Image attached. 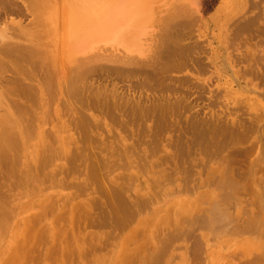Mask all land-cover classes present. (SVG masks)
Segmentation results:
<instances>
[{"label": "rangeland", "instance_id": "obj_1", "mask_svg": "<svg viewBox=\"0 0 264 264\" xmlns=\"http://www.w3.org/2000/svg\"><path fill=\"white\" fill-rule=\"evenodd\" d=\"M68 1L0 0V264H264V0H148L139 51L71 60Z\"/></svg>", "mask_w": 264, "mask_h": 264}, {"label": "bare ground", "instance_id": "obj_2", "mask_svg": "<svg viewBox=\"0 0 264 264\" xmlns=\"http://www.w3.org/2000/svg\"><path fill=\"white\" fill-rule=\"evenodd\" d=\"M27 1V0H24ZM49 0H30V5L31 8H35V10L38 12L42 11L40 10L41 7L45 4V2L48 3ZM55 1V0H54ZM58 1V0H57ZM60 1V0H59ZM66 1V0H65ZM151 1V0H150ZM187 1V0H186ZM185 1V2H186ZM192 2H195V0H190ZM224 1V0H222ZM22 2V1H21ZM69 2V1H68ZM24 3V2H23ZM22 3V4H23ZM27 3V2H26ZM60 3V2H59ZM25 4V3H24ZM29 4V1H28ZM57 4V3H56ZM65 9L62 11V19L61 23L65 24L64 26V36L66 40V44L68 45L65 53V48L64 50H61L59 48V51H63L64 54H66V57L68 60H71V58L75 56L77 57H83L84 54L91 53L92 50H94L97 46H109V47H116V48H121L125 52L132 53V52H137L140 49V38L141 36L145 33L146 25L149 19V4L148 0H119L118 2H113V0H71L69 3H65ZM47 5V4H46ZM185 5V4H183ZM24 6V5H23ZM25 6L24 8H26ZM32 8V9H33ZM39 8V9H38ZM44 8V6H43ZM46 8V7H45ZM58 8V6H57ZM62 8V7H59ZM50 10L46 11V15L49 18V21L57 22V13L56 7H50ZM31 11V10H30ZM33 11V10H32ZM43 12V11H42ZM60 12V11H59ZM34 13V12H33ZM42 14V13H41ZM59 14V13H58ZM38 16V15H37ZM9 17V16H8ZM12 17V16H10ZM33 17V16H32ZM35 18V17H34ZM59 18V17H58ZM44 20V19H42ZM14 21V20H13ZM32 21V20H31ZM40 21V20H39ZM45 21V20H44ZM243 22V21H242ZM37 23V22H36ZM51 23V22H50ZM166 23V22H165ZM60 24V23H59ZM57 25V24H56ZM54 25V26H56ZM31 26V25H30ZM60 26V25H59ZM0 27L1 26L0 24ZM7 27V26H6ZM48 27V26H47ZM50 27V26H49ZM46 28V27H45ZM55 28H58L55 27ZM54 28V31H55ZM61 28V27H59ZM57 30V29H56ZM59 30H57V34L60 33ZM27 31V30H26ZM7 32V30H6ZM40 33V32H39ZM248 33V32H247ZM30 34V33H29ZM51 34V32H50ZM56 34V36H57ZM2 36V34H1ZM61 37V34L59 35ZM29 37V36H28ZM59 37V39H60ZM2 38V37H0ZM48 38V37H45ZM50 38V37H49ZM48 38V40H49ZM3 39L4 36H3ZM52 39V37H51ZM58 39V38H57ZM62 39V37H61ZM6 40V39H5ZM3 41V40H2ZM28 41V40H27ZM41 41V40H40ZM44 41V40H43ZM54 41V40H53ZM58 41V40H57ZM9 42V41H8ZM46 42V41H45ZM61 42V40L59 41ZM3 44V43H2ZM43 44V43H42ZM4 45V44H3ZM57 45V42H56ZM59 45H61L59 43ZM57 48V47H56ZM101 48V47H100ZM47 50V49H46ZM50 50V49H49ZM97 50V49H96ZM104 50V49H103ZM51 51V50H50ZM57 51V50H56ZM48 52V51H47ZM58 52V51H57ZM60 53V52H59ZM99 53V52H98ZM62 55L65 57V55ZM73 54V55H72ZM49 55V54H48ZM100 55V54H99ZM86 56V55H85ZM96 56V55H95ZM93 55V58L95 57ZM105 56V55H103ZM111 56V54H110ZM109 56V58H110ZM46 57V56H45ZM60 57V55H59ZM65 57V59H66ZM89 57V55H88ZM87 57V58H88ZM98 57V56H96ZM115 57V56H114ZM57 58V57H56ZM55 58V59H56ZM86 59V57H84ZM92 60H96L93 59ZM103 58V57H102ZM100 58V61L101 59ZM107 58V59H109ZM1 59V58H0ZM3 59V58H2ZM47 59V58H46ZM54 59V58H53ZM60 58H57V63ZM81 59V58H80ZM83 59V58H82ZM88 63L90 62V60ZM106 59V57H105ZM104 59V60H105ZM133 58L130 61L131 63L133 62ZM61 60V59H60ZM64 60V59H63ZM99 60V59H98ZM116 60V59H115ZM114 60V61H115ZM130 60V57L129 59ZM46 61V60H45ZM74 61V60H73ZM79 61V60H78ZM82 61V60H81ZM106 61V60H105ZM109 61V60H108ZM94 62V61H92ZM89 63V64H92ZM129 62V63H130ZM135 62V61H134ZM56 63V62H55ZM58 63V64H59ZM62 63V62H61ZM77 63V62H76ZM80 63V62H79ZM110 63V62H109ZM82 65V63H81ZM87 65V64H86ZM94 65V64H93ZM130 65V64H129ZM74 66V65H73ZM88 66V65H87ZM57 67V65H56ZM85 71V65L82 66ZM82 69V68H81ZM71 70V69H70ZM82 71V70H81ZM80 72V71H79ZM22 79V78H21ZM83 81V80H82ZM31 84V83H30ZM170 84V83H169ZM79 85V84H78ZM81 86V85H80ZM84 87V86H82ZM159 88V87H158ZM1 94V92H0ZM117 94V93H116ZM42 96V95H41ZM121 97V96H120ZM183 97V96H181ZM172 99V98H171ZM140 101V100H139ZM174 101V100H173ZM179 101V100H178ZM208 101V100H207ZM22 102V101H21ZM66 102V101H65ZM23 103V102H22ZM123 103V102H122ZM176 103V102H175ZM128 104V103H127ZM183 104V103H182ZM188 104V103H187ZM37 105V104H36ZM8 106V105H7ZM130 106V105H129ZM188 106V105H187ZM38 107V106H37ZM143 107V106H142ZM190 107V106H189ZM193 107V106H192ZM5 108V107H4ZM138 108V107H137ZM33 109V108H31ZM188 109V108H187ZM134 110V109H133ZM141 110V109H140ZM34 112V110H32ZM178 111V110H177ZM36 112V111H35ZM1 113V112H0ZM152 113V112H151ZM154 113V112H153ZM175 113V112H174ZM244 113V112H243ZM150 114V113H149ZM177 114V113H176ZM36 115V114H35ZM151 115V114H150ZM152 116V115H151ZM194 117V116H193ZM151 118V117H150ZM204 119V118H203ZM178 120V119H177ZM216 120V119H215ZM194 121V120H192ZM83 122V121H82ZM17 123V122H15ZM201 124V123H200ZM191 125V124H190ZM189 125V126H190ZM207 126V125H206ZM233 128V127H232ZM238 130V129H237ZM225 132V131H224ZM227 132V131H226ZM229 132V131H228ZM39 135V134H38ZM186 138V137H185ZM20 140V139H19ZM45 142V141H44ZM24 145V144H23ZM25 147V146H24ZM55 147V146H54ZM26 148V147H25ZM34 148V146H33ZM28 149H30L28 147ZM128 151V150H127ZM28 152V151H27ZM42 153V151H40ZM51 153V152H49ZM80 153V152H79ZM15 154V153H14ZM30 156L31 153H27ZM100 155V154H99ZM21 156V153H20ZM50 157V156H49ZM120 157V156H119ZM21 158V157H20ZM28 158V156H27ZM48 158V157H47ZM72 158V157H71ZM129 158V157H128ZM127 158V159H128ZM30 159V158H29ZM55 159V158H54ZM104 159V158H103ZM145 159V158H144ZM67 160V159H66ZM105 160V159H104ZM103 160V162H104ZM126 162V160H125ZM140 162V161H139ZM200 162V161H199ZM32 163V162H31ZM49 165V164H48ZM89 165V164H88ZM98 165V164H97ZM100 165V164H99ZM114 165V164H113ZM117 165V164H116ZM119 165V164H118ZM112 166V165H110ZM16 167V166H15ZM92 167V166H91ZM120 167V166H119ZM145 167V166H144ZM18 168V167H16ZM105 169V168H104ZM30 171V170H29ZM39 171V170H38ZM32 172V171H31ZM40 173V172H39ZM106 176V175H105ZM28 177V176H27ZM54 177V176H53ZM124 177V175H123ZM127 177V176H126ZM30 178H32L30 176ZM47 178V177H46ZM28 180V179H27ZM25 181V180H24ZM131 181V180H130ZM11 182V181H10ZM23 182V180H22ZM30 182V181H29ZM9 183V182H8ZM27 183V182H26ZM31 183V182H30ZM94 183V182H93ZM29 184V183H28ZM19 186V185H18ZM26 186V184H25ZM30 186V185H29ZM82 186V185H81ZM118 187V186H117ZM257 187V186H256ZM255 187V188H256ZM30 188V187H29ZM28 188V189H29ZM32 188V187H31ZM17 189V188H16ZM26 189V192L27 190ZM89 189V188H88ZM180 191V190H179ZM31 192V191H30ZM7 194V193H6ZM28 194V193H27ZM25 196V194H24ZM238 196V195H237ZM22 197V196H21ZM253 197V196H252ZM26 199V198H25ZM236 200V199H235ZM239 201V200H237ZM236 201V202H237ZM3 202V201H2ZM262 202V201H261ZM264 202V201H263ZM60 203V202H59ZM220 204V203H219ZM106 205V204H105ZM212 205V204H211ZM259 205V204H258ZM264 205V204H263ZM57 206V205H56ZM194 206V205H193ZM225 206V205H224ZM227 206V205H226ZM260 206V205H259ZM258 206V207H259ZM228 207V206H227ZM226 207V208H227ZM224 208V207H223ZM261 208V207H259ZM264 208V207H262ZM261 208V210H262ZM107 210V209H106ZM220 210V209H219ZM227 210V209H226ZM260 211V210H259ZM261 212V211H260ZM259 212V213H260ZM222 213V212H221ZM215 214V215H213ZM213 216H207V222H212L214 221L215 218L219 217L216 216V213H213ZM225 214V213H224ZM262 215V214H260ZM137 216V215H136ZM233 216V215H232ZM229 217V216H228ZM263 217V216H261ZM261 217L260 219L261 221ZM220 218V217H219ZM224 218V216H223ZM129 219V218H128ZM232 219V218H231ZM257 219V220H258ZM217 220V219H216ZM215 220V224H216ZM254 220V219H253ZM203 221V220H202ZM224 221V220H223ZM236 221V220H235ZM2 222V221H1ZM229 222V221H227ZM233 222V221H232ZM256 222V221H255ZM259 222V220H258ZM262 222V221H261ZM213 223V224H214ZM226 223V222H225ZM243 223V222H242ZM208 224V223H207ZM218 224V222H217ZM227 224V223H226ZM247 224V223H246ZM4 225V224H3ZM206 225V224H205ZM228 225V224H227ZM230 225V224H229ZM232 226V225H231ZM245 226V224H244ZM250 226V225H249ZM252 226V225H251ZM261 226V225H260ZM2 227V225H1ZM7 227V226H6ZM209 227V226H208ZM262 227V226H261ZM4 228V227H2ZM8 228V227H7ZM6 228V229H7ZM223 228V227H221ZM243 228V227H242ZM17 229V228H16ZM208 229V228H207ZM214 229V228H213ZM236 229V228H235ZM260 229V227H259ZM264 229V228H263ZM234 230V229H233ZM247 230V229H246ZM166 231V230H165ZM219 231V230H218ZM234 232V231H233ZM264 232V230H263ZM4 233V232H2ZM218 233V232H217ZM239 233V232H238ZM140 234V233H139ZM251 234V233H250ZM3 238V234H1ZM29 235V234H28ZM243 235V234H241ZM257 235V234H255ZM254 235V236H255ZM47 237V236H46ZM2 240V239H1ZM90 240V239H89ZM95 244V243H94ZM60 246V245H59ZM129 246V245H128ZM146 246H144L145 248ZM148 247V246H147ZM264 248V247H263ZM94 250V249H93ZM145 252V250H144ZM261 252V251H260ZM263 252V251H262ZM150 253V252H149ZM108 255V254H107ZM141 256H144L143 254ZM260 256V255H259ZM79 257V256H78ZM105 257V256H104ZM139 258V257H138ZM143 258V257H142ZM176 258V257H175ZM12 260V259H11ZM210 260V259H209ZM227 260V259H226ZM13 262V260H12ZM133 262V261H131ZM30 264V263H29ZM138 264V263H137Z\"/></svg>", "mask_w": 264, "mask_h": 264}]
</instances>
